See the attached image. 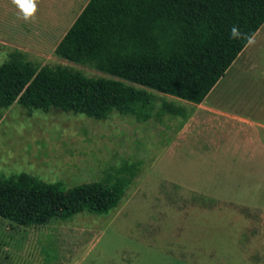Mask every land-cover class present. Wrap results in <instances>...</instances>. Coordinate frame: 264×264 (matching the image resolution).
<instances>
[{"label":"rangeland","instance_id":"1","mask_svg":"<svg viewBox=\"0 0 264 264\" xmlns=\"http://www.w3.org/2000/svg\"><path fill=\"white\" fill-rule=\"evenodd\" d=\"M87 1L37 0L36 20L24 23L10 0H0V63L18 51L36 67L105 77L53 54ZM261 28L252 42L262 43L251 55L254 69L231 92L238 102L247 92L255 102L260 126L249 130L191 125L192 104L151 90L144 119L0 108V177L24 173L71 187L99 181L122 164L134 168L122 199L106 214L28 227L0 219V263L264 264V174L254 172L259 163L249 162L250 149L240 146L245 135L264 142ZM164 102L181 107L186 118L161 112ZM237 106L236 114L246 116ZM211 139L229 143L214 151L206 144Z\"/></svg>","mask_w":264,"mask_h":264},{"label":"trees","instance_id":"2","mask_svg":"<svg viewBox=\"0 0 264 264\" xmlns=\"http://www.w3.org/2000/svg\"><path fill=\"white\" fill-rule=\"evenodd\" d=\"M263 23L264 0H88L53 54L105 77L59 65L36 67L13 51L0 63V108L144 119L153 103L147 90L198 105ZM234 25L245 38H231ZM160 110L186 118L172 103ZM133 177L127 164L71 187L24 173L0 177V219L28 227L80 213L106 214Z\"/></svg>","mask_w":264,"mask_h":264},{"label":"crops","instance_id":"3","mask_svg":"<svg viewBox=\"0 0 264 264\" xmlns=\"http://www.w3.org/2000/svg\"><path fill=\"white\" fill-rule=\"evenodd\" d=\"M61 1L65 2L70 0ZM261 26L258 28L253 37L248 41V43L244 46L241 52L236 56V58L230 64L224 74L211 88L202 102L198 105L192 104L193 109L190 116L191 125L192 123L196 122V124L207 126L216 125L215 127H218V124L223 123L233 126L238 125V127L240 126V129L242 125L248 130L259 125V118L256 117L258 109L254 105L255 102L249 97V93H246L247 95L245 96L243 101L238 102L235 95L231 94V92L234 85L238 82L239 85L245 78L244 76L248 75L250 69H254V67L252 66L254 64V60L251 55L256 49L261 46L262 43L255 42L254 44H252V42L261 32ZM262 36L263 37L260 38L259 41L264 39V31ZM237 105L241 107L243 113L246 116L236 114L235 111L239 109ZM221 141L225 142L224 147L229 143L224 139H211L209 141H206V144L210 148H213L214 151H217V148L219 149L220 147H222L223 149V144L220 143ZM197 142L198 141L193 140V144H190L196 145ZM241 144H243V151H245V148L247 150L250 149L251 151L249 152V155H247L248 161L251 163H259V167H255L254 172H256V174L259 176L263 175L264 170L261 166L264 165V142L259 137L252 138L248 135H245L240 142V146ZM215 157L217 156L215 155Z\"/></svg>","mask_w":264,"mask_h":264},{"label":"clouds","instance_id":"4","mask_svg":"<svg viewBox=\"0 0 264 264\" xmlns=\"http://www.w3.org/2000/svg\"><path fill=\"white\" fill-rule=\"evenodd\" d=\"M10 4L17 12V19L22 20L24 23H32L36 20L37 0H10ZM230 36L233 39L245 38L236 25L230 29Z\"/></svg>","mask_w":264,"mask_h":264}]
</instances>
